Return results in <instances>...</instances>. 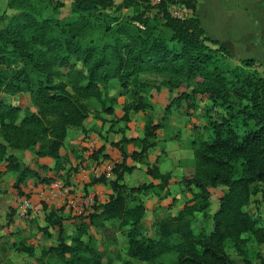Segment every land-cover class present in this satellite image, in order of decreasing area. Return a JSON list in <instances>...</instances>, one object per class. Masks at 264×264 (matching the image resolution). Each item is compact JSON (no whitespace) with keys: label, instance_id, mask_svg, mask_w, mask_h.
Wrapping results in <instances>:
<instances>
[{"label":"trees","instance_id":"16d2710c","mask_svg":"<svg viewBox=\"0 0 264 264\" xmlns=\"http://www.w3.org/2000/svg\"><path fill=\"white\" fill-rule=\"evenodd\" d=\"M15 1L10 8H16ZM70 1L78 16L71 21L38 20L21 7V23L0 31V169L7 165L6 171L15 175L14 188L21 196L28 180L54 181L41 176L46 167L26 166L21 155L34 152L37 159H53L58 174L65 171L60 154L71 130L87 132L84 124L90 116L109 122L115 115L113 82L130 97L122 121L128 123L132 113L145 114L142 149L132 158L155 147L162 127L150 115L155 109L153 91L173 95L163 121L185 102L203 100L208 137L192 143L195 161L183 181L192 199L177 217L157 223L154 239L144 225L147 209L142 197L147 192L167 194L170 177L152 168L149 174L160 184L131 189L124 176L133 168L124 164L113 170L110 201L81 219L73 234L53 212L47 223L59 229L56 246L44 248L37 259L35 248L22 242L9 250L23 252L37 264H235L226 250L232 244L249 264L247 244L264 247V225L248 209L258 195L264 202L261 65L216 47L197 17L183 20L169 13L174 3L195 12L197 0H163L153 6L150 0H122L125 9L144 4L157 9L153 15L143 9L136 17H112L107 11L114 0ZM64 7L62 1L55 5ZM21 94L29 95L34 109L23 110L4 99ZM133 142L123 140L117 146ZM2 176L0 171V180ZM219 188L223 194L212 212V193ZM14 212L10 210L8 226ZM199 218L211 221L210 232L194 231ZM38 231L50 237L48 229ZM91 231L100 237L98 242L86 240ZM119 234L128 239L129 260L120 252ZM256 258L264 264V256L258 253Z\"/></svg>","mask_w":264,"mask_h":264},{"label":"crops","instance_id":"0c3cea01","mask_svg":"<svg viewBox=\"0 0 264 264\" xmlns=\"http://www.w3.org/2000/svg\"><path fill=\"white\" fill-rule=\"evenodd\" d=\"M192 15L199 19L205 35L218 43L216 47L230 51L238 60H257L264 76V0H197L196 11L192 12ZM112 95L118 99V103L115 115L107 119L109 122L90 116L84 124V130L87 132H83V129H73L69 133L60 154V163L65 171L58 174L53 159H37L34 152L21 155L22 161L33 169L46 167V171L42 170L43 178H51L53 182L69 186L80 200L87 199L91 202L92 212L98 205L110 201L114 195L112 182L116 180V175L112 172L109 180L103 177L104 180L100 182L97 172L105 173L108 166H112L113 170L124 164L132 167L133 171L124 176V184L133 189L159 185L160 181L149 174L150 169L157 168L161 175L170 177L167 194L158 197L147 192L142 197L147 209L144 225L149 236L154 239L157 223L169 217H177L192 199L183 181L187 169H190L195 161L192 143L208 137L207 123L201 114L205 102L200 98L196 99L195 104L185 102L179 110L173 111L167 121H163L165 108L170 104L173 95L153 91L151 102L155 109L150 115L154 123H161L162 127L156 132L155 147L148 154L134 159L132 155L142 149L139 140L144 136L145 114L132 113L128 123L122 121L125 117L124 107L130 102V97L121 88ZM123 140L135 142L117 146ZM6 167L7 165H2L0 169L3 174L0 180V235L4 236L2 241L11 239L14 234H21L22 243L31 246L29 237L42 228L48 229L49 234L54 235L48 240L50 246L46 245L47 248L56 246L59 229L47 223V217L53 212L62 219L69 234H73L81 220H73L74 216L64 211V198H56L53 201L41 198L40 193L44 192L48 183L37 179L28 180L22 186L24 195L21 196L14 188L15 175L8 173ZM26 196L33 204L32 216L41 218L39 223L32 224L24 215L22 201ZM10 210L15 212L13 223L8 226ZM120 235L122 234L118 235V239ZM39 236L45 239L51 237L46 236L44 232H40ZM17 253L20 252L11 250L5 253L2 248L0 260L13 258ZM123 258L129 260L127 252Z\"/></svg>","mask_w":264,"mask_h":264},{"label":"rangeland","instance_id":"374dc122","mask_svg":"<svg viewBox=\"0 0 264 264\" xmlns=\"http://www.w3.org/2000/svg\"><path fill=\"white\" fill-rule=\"evenodd\" d=\"M12 0H0V31L6 30L10 27H14L15 25L21 23V16L23 14V11L20 9L21 7L26 8V10L31 14L32 16L36 17L38 20H44V19H57L61 21H71L78 16L73 13L72 7H71V1L70 0H29L28 2L24 3L23 0H16L15 6L16 8H10L9 3ZM64 2L65 7L61 9L55 8V5L58 2ZM122 0H114L113 8L107 13H109L112 17H136V15H140L141 12H144L143 9H146V4L136 6L134 9H125L121 7ZM161 3V2H160ZM160 3H154L152 0H150V4L153 5H159ZM149 9L152 7H148ZM146 9L149 12V15L155 14L157 9L152 8L151 10ZM169 13L174 18L178 19H187L191 18L192 11L186 9L183 5L174 3L173 5H170L169 7ZM143 15V14H142ZM146 15V14H145ZM182 15V18H180ZM165 20L160 22L161 24H164ZM120 89L118 82L112 83V90L111 94L117 92ZM4 99L7 102H10L14 105L20 106L23 110L26 109H34L30 100V97L28 94H21L16 97H4ZM194 163V162H193ZM40 174L42 176V171H40ZM223 190L217 189L213 191L212 193V202H213V211H216L218 208V200L222 196ZM250 213L254 216V218H259V225H264V202L261 201V196L258 195L254 198L253 204L248 208ZM34 211V209H33ZM32 209L28 211V213L25 215V217L30 220L33 223H39L41 221V218H35L32 216L31 212H33ZM91 214L89 212L87 215L84 216H74L72 217L73 220H81L84 219L86 216ZM34 218V219H33ZM262 222H261V220ZM212 223L211 221H202V219H198L194 226V231L196 233H199L201 229H204L206 232L211 231ZM40 232H34V234L29 237V240L32 242L31 246L35 248L36 250V259L41 257V251L44 248H47V246H50L48 244V240L52 239L54 235L49 234L51 237L46 238L39 236ZM94 238L96 242L100 240V237L96 235L93 231L90 232L88 239ZM4 236L0 235V250L3 248L11 249L13 245H20L21 240V234H14L12 235V238L2 241ZM44 238V239H43ZM119 248L122 256L126 255L127 247H128V239L124 237L123 235L119 236ZM53 241V240H52ZM58 243V242H57ZM53 244V243H52ZM45 245V247H43ZM47 245V246H46ZM55 246V245H54ZM227 253L230 258H232L235 262V264H246L247 261H244L236 252L235 248L232 244H228L226 247ZM11 251V250H9ZM246 252L248 257L249 264H259V261L257 260L256 256L258 253H260L262 256H264V247H258L257 244H255L253 241H250L246 246ZM6 253V252H5ZM8 253V252H7ZM23 252L15 254L13 258H7L4 260H0V264H37L36 259L29 258L26 254ZM10 257L9 255H7ZM105 264H107L105 262ZM137 264H144V263H137Z\"/></svg>","mask_w":264,"mask_h":264},{"label":"built area","instance_id":"2783aa9c","mask_svg":"<svg viewBox=\"0 0 264 264\" xmlns=\"http://www.w3.org/2000/svg\"><path fill=\"white\" fill-rule=\"evenodd\" d=\"M154 3H160L163 0H152ZM182 18V15L181 17ZM113 172V167L108 166L105 170V173L101 174L97 172V176L99 179L105 178L106 180L110 179V175ZM106 174V175H105ZM48 186L45 187L44 192L40 193V197L45 198L47 201H53L56 198L63 197L64 198V211L69 213L73 216H84L87 215L89 212H92L91 209L93 208L91 202L89 200H80L72 191L69 186H66L60 182H53L51 184H47ZM32 209L33 211V204L30 200L24 199L22 201V210L24 215L28 213V211Z\"/></svg>","mask_w":264,"mask_h":264}]
</instances>
